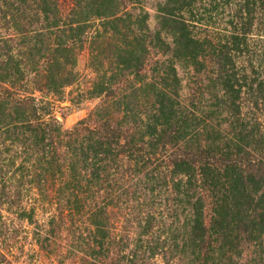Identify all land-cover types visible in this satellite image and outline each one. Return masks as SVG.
<instances>
[{
    "label": "rangeland",
    "instance_id": "1",
    "mask_svg": "<svg viewBox=\"0 0 264 264\" xmlns=\"http://www.w3.org/2000/svg\"><path fill=\"white\" fill-rule=\"evenodd\" d=\"M186 1L0 0V264H264L263 235L197 252L185 229L192 193L180 184L192 174L173 163L179 147L233 137L263 156L264 0ZM163 10L208 41L193 62L201 51ZM211 47L238 51L220 62ZM222 67L241 93L235 78L222 91ZM228 96L242 134L221 106ZM31 109L53 143L27 155ZM101 125L119 129L123 148L90 155L82 128Z\"/></svg>",
    "mask_w": 264,
    "mask_h": 264
},
{
    "label": "trees",
    "instance_id": "2",
    "mask_svg": "<svg viewBox=\"0 0 264 264\" xmlns=\"http://www.w3.org/2000/svg\"><path fill=\"white\" fill-rule=\"evenodd\" d=\"M236 1H245L246 4H249L250 0ZM216 2L213 0L211 3L217 6ZM193 3V0H187L186 9H191ZM173 4H180V1H174ZM181 9H184L183 5L178 10ZM163 13L166 17L162 19L172 26L173 32L181 33L183 42L192 46L194 50L201 51L187 55V57H192L189 60L186 59L187 62H193L197 59L196 56L198 57L205 51L202 47L208 41L205 38H199L197 33H194V20L183 19L178 11L166 12L163 10ZM232 33H238L236 28L230 32V34ZM229 39H234L233 44L235 45L239 38L230 36ZM212 49L215 54H219L220 62H231L229 56L232 55V52L238 51L228 47ZM224 50L225 53H223ZM173 70L176 72L175 68ZM161 71V74L166 76L164 78H167L168 75L164 73L166 69L161 68ZM229 72L231 70L224 69L223 76L229 85H223L225 88L223 87L222 91L227 95L228 90L226 89L233 90L230 79L235 78V74H229ZM175 76L171 78H175ZM234 81L237 85L239 84L238 79ZM244 87H246L244 83L238 85V93H241V89ZM163 95L165 94L163 93ZM228 97L232 104L227 106L222 103L221 106L231 109L230 112L235 119L234 123H231L234 128L233 133H236V129L240 128L239 133L242 134L248 128V124L243 122L242 116L244 115L239 112L233 97ZM15 122H11V125ZM83 124L84 122H79L77 126L81 127ZM47 125L37 116L35 109H31L30 114L23 117L20 132L24 136L22 143L25 154L28 155L40 143L45 146V141L53 143V134L48 131ZM82 130L88 134L86 142L89 143L90 155H94L97 149L123 148L119 129L116 127L101 125L92 130L88 128H82ZM234 135L236 136V134ZM260 136L263 139V156H261V149L251 148L242 140L244 138L236 137L228 138L226 141L224 139V143L217 144V147L214 144L199 146L195 151L190 150L189 153L182 152L180 147L177 148L179 153L174 154V166L186 167L183 170L184 173L188 170L192 174L190 178H187L188 181L180 184L186 188L187 193H192L188 195L187 199L189 209L185 229L187 237L194 243L197 252L205 249L204 246H206L204 252L212 254L216 248L218 251L225 250L234 240L241 238L249 244V242L254 243L259 236H264V120L263 133ZM175 145L177 144H173V146ZM206 199L210 201V208L205 206Z\"/></svg>",
    "mask_w": 264,
    "mask_h": 264
}]
</instances>
